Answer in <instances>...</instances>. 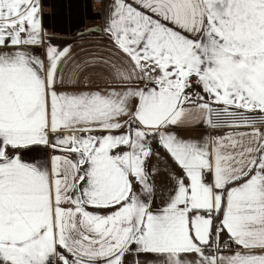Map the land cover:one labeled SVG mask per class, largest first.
Masks as SVG:
<instances>
[{"label":"snow or ice","instance_id":"6c2138e0","mask_svg":"<svg viewBox=\"0 0 264 264\" xmlns=\"http://www.w3.org/2000/svg\"><path fill=\"white\" fill-rule=\"evenodd\" d=\"M104 16L107 54L75 60L41 0H0V264H264V0ZM194 126L230 130L175 131ZM39 147L50 167L21 159ZM161 151L180 172L154 207Z\"/></svg>","mask_w":264,"mask_h":264},{"label":"crops","instance_id":"0c3cea01","mask_svg":"<svg viewBox=\"0 0 264 264\" xmlns=\"http://www.w3.org/2000/svg\"><path fill=\"white\" fill-rule=\"evenodd\" d=\"M110 3V0H109ZM105 12V11H104ZM101 34L100 36H89L86 34L67 36V35H49L46 37V41L50 42L51 45H54L60 49L65 46H71V54L73 59L81 60L93 53L96 54H107L108 46L111 44V41L108 39L107 35L104 33L103 29L106 26L105 16L102 20ZM44 27V24H43ZM45 47H32V54L44 58L45 56ZM72 87V85H68ZM214 130L221 131L219 134L225 133L230 129L219 128L212 129L204 126H194L189 128H177V131L183 138H190L195 140H200L202 138H210L218 134H214ZM53 150L47 147L31 148L20 150L21 159L24 162H36L47 164L50 167L51 156ZM60 154V153H56ZM149 166H154L156 171L150 176V181L155 188V196L153 197L152 203L155 207L160 204L161 196H166L168 191L171 190V185L174 183L173 177L180 172V170L174 165L168 155L161 151L159 158L153 157L149 161ZM222 240L227 239L226 234H221ZM227 252V249H225ZM188 257L195 259L196 254H186ZM128 264H134V261L137 257L129 254L126 257ZM139 264H162V258L155 256L154 254H140Z\"/></svg>","mask_w":264,"mask_h":264},{"label":"rangeland","instance_id":"374dc122","mask_svg":"<svg viewBox=\"0 0 264 264\" xmlns=\"http://www.w3.org/2000/svg\"><path fill=\"white\" fill-rule=\"evenodd\" d=\"M41 6L44 29L50 35L77 36L81 31L91 35L103 24L104 11L95 9L91 0H41Z\"/></svg>","mask_w":264,"mask_h":264},{"label":"built area","instance_id":"2783aa9c","mask_svg":"<svg viewBox=\"0 0 264 264\" xmlns=\"http://www.w3.org/2000/svg\"><path fill=\"white\" fill-rule=\"evenodd\" d=\"M92 5L95 9L105 11L106 6L109 3V0H91ZM221 131L219 130H214V134H219Z\"/></svg>","mask_w":264,"mask_h":264},{"label":"water","instance_id":"95a60500","mask_svg":"<svg viewBox=\"0 0 264 264\" xmlns=\"http://www.w3.org/2000/svg\"><path fill=\"white\" fill-rule=\"evenodd\" d=\"M96 29H99V31H96ZM96 29L92 30L94 33L91 34V35H89V36H100V34H101V29H100V28H96ZM79 33L82 34V33H84V31H81V32H79Z\"/></svg>","mask_w":264,"mask_h":264}]
</instances>
